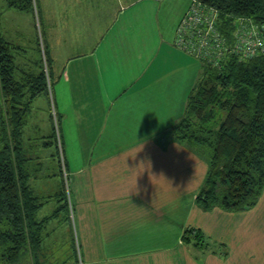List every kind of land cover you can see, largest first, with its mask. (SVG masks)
<instances>
[{"label": "crops", "instance_id": "crops-1", "mask_svg": "<svg viewBox=\"0 0 264 264\" xmlns=\"http://www.w3.org/2000/svg\"><path fill=\"white\" fill-rule=\"evenodd\" d=\"M158 2L35 0L52 82L41 93L49 128L36 141L45 142L40 186L49 211L36 213L45 218V247L59 250L60 238H74L82 264H264V187L243 210L197 203L209 161L172 132L203 73L197 58L173 44L191 0L163 17ZM3 11L0 33L23 52L21 66L33 69L19 23L34 14ZM51 106L61 165L46 153ZM63 184L68 208L61 207ZM189 227L205 234L209 248L183 241Z\"/></svg>", "mask_w": 264, "mask_h": 264}, {"label": "trees", "instance_id": "trees-1", "mask_svg": "<svg viewBox=\"0 0 264 264\" xmlns=\"http://www.w3.org/2000/svg\"><path fill=\"white\" fill-rule=\"evenodd\" d=\"M198 1L219 11L222 29L238 17L264 23V0ZM6 8L34 13L35 0H6ZM37 45L34 68L26 69L18 62V46L0 33V249L6 264H44L39 252L45 218H36L41 203L28 186L22 142L31 103L49 91L46 51L38 40ZM200 62L203 73L172 132L209 161L196 197L199 206L243 210L257 203L264 187V54L244 59L230 55L214 66ZM47 74L51 88L48 67ZM55 118L58 123L57 114ZM65 189L63 184L60 201L68 208ZM182 237L198 249L210 246L193 227Z\"/></svg>", "mask_w": 264, "mask_h": 264}, {"label": "rangeland", "instance_id": "rangeland-1", "mask_svg": "<svg viewBox=\"0 0 264 264\" xmlns=\"http://www.w3.org/2000/svg\"><path fill=\"white\" fill-rule=\"evenodd\" d=\"M149 2V1H147ZM186 2V0H185ZM184 0H159L158 4L162 14V17L166 15V12H176L178 11L183 4H185ZM190 0H188V3ZM6 3L3 0H0V10H7ZM3 11V12H4ZM26 14V13H23ZM34 14L33 21L31 23L29 20L20 21L19 25L22 30L23 39L25 43V49L28 54L29 61H35L38 59L37 54V40L40 41L39 30L37 24L36 13ZM32 14L30 16H32ZM29 16V15H24ZM29 16V17H30ZM28 17V18H29ZM23 18V17H22ZM27 18V17H26ZM162 19V18H161ZM175 29L173 30V44L175 39ZM17 53L22 54V51L16 50ZM26 54V55H27ZM27 59V58H26ZM44 60V57H42ZM207 78V76H206ZM32 107L34 108V113L30 117H28L27 125L24 131L25 137L30 138L28 143H24V153L27 158V168L30 176V184H28L31 194L36 197L37 202L41 203L42 208L39 209L37 216L44 217L45 214L49 211V206L45 207V186L41 187L40 185H45V149L41 147H45V142L40 143L36 141L45 140V136L42 137V133H45V130L49 128L48 121L45 120V95L41 94L38 96L32 103ZM53 107L50 108V116L52 122V131L55 130L56 134L52 137V144L46 149V153L56 154V151L59 150L60 160L62 159L61 150L59 148L58 140V128L59 125L55 120V113L53 112ZM36 117V118H35ZM38 138V139H36ZM51 140V138H50ZM39 147V149H38ZM57 149V150H56ZM48 162V159H47ZM39 184V185H38ZM67 187V185H66ZM67 189H65L66 196ZM70 230V222L67 223ZM45 226V225H44ZM69 230H67L69 232ZM42 236L43 240L40 245L39 259L44 264H82L74 238H70L69 240L63 241L60 238L61 242L59 250H57V245H49L45 247V229L42 228ZM1 249H0V264H6L1 259Z\"/></svg>", "mask_w": 264, "mask_h": 264}, {"label": "built area", "instance_id": "built-area-1", "mask_svg": "<svg viewBox=\"0 0 264 264\" xmlns=\"http://www.w3.org/2000/svg\"><path fill=\"white\" fill-rule=\"evenodd\" d=\"M221 25L216 8L191 0L188 10L176 26L174 45L213 66L219 65L230 55L244 59L264 54V23L238 17L233 20L231 27L222 29ZM45 73L50 90L46 65ZM53 112L55 113L54 109ZM63 177L66 181L65 172Z\"/></svg>", "mask_w": 264, "mask_h": 264}]
</instances>
